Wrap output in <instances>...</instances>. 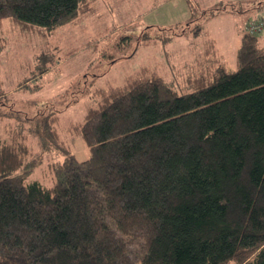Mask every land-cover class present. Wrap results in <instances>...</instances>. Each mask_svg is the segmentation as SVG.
Listing matches in <instances>:
<instances>
[{
    "label": "trees",
    "instance_id": "1",
    "mask_svg": "<svg viewBox=\"0 0 264 264\" xmlns=\"http://www.w3.org/2000/svg\"><path fill=\"white\" fill-rule=\"evenodd\" d=\"M187 2L183 30L161 39L200 47L178 85L145 66L93 91L96 105L63 131L58 113L40 114L0 138V264H264V17L241 21L264 0ZM96 4L0 0V27L8 19L52 34ZM220 7L241 21L235 68L201 22ZM30 137L52 157L49 185L29 182L39 163Z\"/></svg>",
    "mask_w": 264,
    "mask_h": 264
},
{
    "label": "rangeland",
    "instance_id": "2",
    "mask_svg": "<svg viewBox=\"0 0 264 264\" xmlns=\"http://www.w3.org/2000/svg\"><path fill=\"white\" fill-rule=\"evenodd\" d=\"M199 1L204 7L220 3V0ZM241 1L248 2L243 5L246 9L255 1L256 4L261 2ZM220 10L215 16L206 14L211 17L201 22L216 40L228 64L235 68L240 45L239 24L241 27L242 21L245 26L248 17H264V7L244 14L240 13L242 8L237 7L243 15L241 21L234 14ZM190 14L187 0H97L93 14L52 34L43 30H22L10 20H3L0 27L5 39V48L0 53V138L6 136L11 126L40 114L58 113L63 131L81 122L88 107L96 105L93 91L121 86L145 66L157 68L178 85L200 47L194 43L189 45L185 36H179L166 46L161 39L171 36L173 31H182L181 24ZM250 22L251 26L262 25L259 18ZM148 26L151 31H147ZM144 33L148 34L147 38L142 37ZM154 39L157 42H153ZM51 57L54 62L50 69L41 74L37 62ZM21 82L25 85L21 86ZM30 140L39 163L29 182L39 180L49 185L50 182L43 179L50 176L46 166L52 157L39 149L34 137ZM73 144L78 159L88 156L82 139L78 138Z\"/></svg>",
    "mask_w": 264,
    "mask_h": 264
},
{
    "label": "built area",
    "instance_id": "3",
    "mask_svg": "<svg viewBox=\"0 0 264 264\" xmlns=\"http://www.w3.org/2000/svg\"><path fill=\"white\" fill-rule=\"evenodd\" d=\"M261 28H262V25L261 27L251 26L252 31H257V30H260Z\"/></svg>",
    "mask_w": 264,
    "mask_h": 264
},
{
    "label": "crops",
    "instance_id": "4",
    "mask_svg": "<svg viewBox=\"0 0 264 264\" xmlns=\"http://www.w3.org/2000/svg\"><path fill=\"white\" fill-rule=\"evenodd\" d=\"M223 1H224V0H220L219 2H220V3H223ZM230 2H232V1H231V0H227V1H225L224 3H227V4H228V3H230Z\"/></svg>",
    "mask_w": 264,
    "mask_h": 264
}]
</instances>
